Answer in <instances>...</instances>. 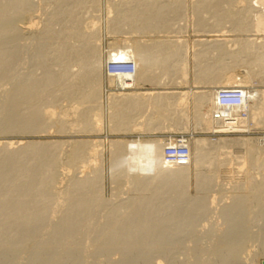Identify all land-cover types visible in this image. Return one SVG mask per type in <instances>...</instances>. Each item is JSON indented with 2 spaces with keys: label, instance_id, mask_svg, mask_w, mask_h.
Returning <instances> with one entry per match:
<instances>
[{
  "label": "bare ground",
  "instance_id": "obj_1",
  "mask_svg": "<svg viewBox=\"0 0 264 264\" xmlns=\"http://www.w3.org/2000/svg\"><path fill=\"white\" fill-rule=\"evenodd\" d=\"M39 1L44 3V0ZM56 1L51 8L48 6L51 12H47V17L42 12L46 17L45 23H42L44 26H41L39 38L37 31L38 39L33 38L38 41L36 52L31 55L32 59L42 61L39 69L41 72L38 76L27 72L30 75L26 73L21 78V71L16 83L10 73L14 81L12 85L15 86L12 88L9 83L10 86L7 87L11 90L6 87L9 92L5 87L2 88L4 85L1 83L6 85L5 79L8 82L10 76L8 74L9 77L4 79L2 75H7L6 72L16 68L19 51L25 47L20 41L28 42L32 29L37 27L38 21L33 16L39 4L37 6L34 0H0V81L1 78L4 79V82H0V91L6 90V95L8 92L9 96L7 98L4 95V98L10 100V103L6 102L9 107L5 105L8 110L4 124L2 123L4 126L0 124L1 132L24 135L61 133L64 129L70 132L72 128L78 129L77 131L82 129L80 132L98 131L105 115V106L102 108L100 104L104 87L107 92V114L109 113L107 120L112 132L134 130V126L143 124L137 122L143 116L146 117L144 125L148 130L163 131L171 127L172 130L180 125L178 129L182 127L186 131L191 102L195 130L209 133L214 138L187 139L186 136H178L139 141L112 139L109 142V166L113 170V183L120 188L124 182H129L130 188L128 185L127 191L133 192L128 200H120L115 205L113 202L108 204L111 201L107 203L101 197L102 146L99 141L75 140L65 152L60 140L0 142V255L5 250L17 251L24 243L34 240V248H31L33 255L27 261L28 264H44L51 258V263H56L55 256L60 249L65 252L63 256L71 264H79L82 261L80 257L86 254L80 255L83 243L80 236L94 227V224L90 226L89 223V229L83 231L88 226L84 222L93 220L94 223L96 212L108 208L105 209L107 213L104 210L106 221L98 228L96 224V230H92L94 234L86 233L92 244L89 246L103 252L114 251L116 248L117 251L119 248L125 254V259L122 258L129 263L132 257L138 258L133 255L134 251L140 253V260H146L150 251L175 250L180 235L186 233L198 217L207 215L218 201L217 195L224 193L220 196L226 197L230 193L227 195L230 202H223L224 205L218 210V216L224 220L226 227L221 232H218V226L214 228L215 231L212 229L215 233L223 234L218 236L219 240L211 237L216 239L217 244L213 241L216 247L212 243L210 245L217 254L220 253L219 259L223 256L219 260L222 261L221 264H227L228 261L233 264L231 261L238 260L241 245L247 244L242 243L247 242L242 241L248 231L247 225L249 227L252 220L256 219L255 216L264 215V138L246 136L253 130L264 129V89L253 85L256 78L260 79L258 83L264 84V37H261L264 36V0H109L107 8L114 16L108 20V30L130 36L111 41L106 48L102 47L99 39L97 13L96 16L90 13L98 9L100 0ZM88 12L90 15L85 17ZM188 17L194 18L192 23L198 28L195 33L206 38H198L192 42L182 38V29L186 33L187 26L191 23ZM42 19L41 17L40 20ZM150 33L163 34L165 37L146 39V35H151ZM32 42L31 46L30 41L29 45L26 43L31 47V52L35 45ZM49 50L54 52L51 66L48 65L46 56ZM26 51L27 48L25 55L28 56L30 50L27 54ZM24 59L27 60L23 58L22 61ZM29 59L28 57V62L24 60L28 66ZM124 62L133 63V77L123 67H119L120 70L115 73L107 70L109 63ZM19 63L22 64L20 60ZM25 64L22 68L20 66L21 70ZM26 68L27 66L25 72ZM190 71L193 72L192 75ZM146 85H152L154 89H143ZM233 86L241 87L247 92L248 103L244 108L233 112L234 119H216L217 91ZM61 100L70 101L76 109L72 118L66 121L60 108L56 110L55 107H59ZM3 102L5 101L2 104ZM171 145L188 148L186 163H177L172 158H167L165 150ZM82 163L86 166H80ZM247 164L250 167L245 168ZM63 165L81 169L78 172L81 175L76 176L77 173H74L67 186L61 184L64 177L60 179L62 173L59 174ZM146 166L152 169L151 174L146 173ZM192 166L195 168L194 196L188 192ZM221 168L224 175L218 173ZM87 169L91 170L92 176L86 172ZM252 170L256 172L253 173ZM251 172L253 175H250ZM141 174L144 175L141 177ZM125 177H129V180L123 181ZM219 180H225L229 187ZM218 182L223 187L216 186L218 189H214L213 185H219ZM57 184L67 188L61 190L63 186L60 188ZM97 216L101 217L99 220H103V216ZM250 231L252 233L251 229ZM218 233L216 235H220ZM257 234L260 235L261 232ZM256 235L252 234L251 237H257ZM199 247L201 248V244ZM86 248L82 249L83 253ZM27 249H30L29 244ZM96 249L92 248V251ZM26 250L25 252L28 251ZM195 250L191 249V252ZM53 254L54 257H51ZM93 256L94 254L92 258ZM96 256L100 258V254ZM84 257L85 260L87 254ZM249 258L244 261H249ZM69 260H64V263L68 264ZM158 260L166 264L165 259ZM262 260L264 261V256L259 264H262Z\"/></svg>",
  "mask_w": 264,
  "mask_h": 264
},
{
  "label": "rangeland",
  "instance_id": "obj_2",
  "mask_svg": "<svg viewBox=\"0 0 264 264\" xmlns=\"http://www.w3.org/2000/svg\"><path fill=\"white\" fill-rule=\"evenodd\" d=\"M35 1V3H37V6H38V4H39V6L36 8V13L34 14V16L33 17H35L34 19H36L37 21H38V23H37V27H38V25H39V27H38V29H37V27L35 26L33 29H32V32L35 34V36H34V34L31 32V35L33 36H30L28 39H30L29 41H30V43H29V41L28 40H26V41H28V42H25V41H23V40H21L20 42V44H22L23 43V47H24V45H25V47L28 49V51L30 52L29 53V55L27 56V55H25V50H26V48H25V50H24V48L22 49H20V51H19V53L20 54H18V60H17V64H19V65H17L16 64V68H17V71L19 72H17L15 69L16 68H14V70H15V72L16 73H18V75L15 73V75H14V70L13 71H10V72H6V74L7 75H5L4 74V76L2 75V78H6V76H8V74H9V76H10V73H11V76L13 75V77L15 78V76H16V79H14V78H12L11 76L9 77V79H8V82L6 81V79H5V83H6V85L3 83H1V85L3 86H1L2 88H4L5 87V89L6 90H8V89H10L11 90V88H9V87H7V85L8 86H10V84L9 83H11V86L10 87H12V86H15V84L14 85H12L13 83L12 82H14L15 80H17V77H18V80L20 79V75H21V78H22V76H26V75H30V74H33V73H35V75L36 76H38L39 75V72H41V70H39L40 69V66H41V63L40 62H42L41 60H39V59H32L33 57H32V55H34L35 54V52H36V48H37V45H36V43H37V41L38 40H33V38L35 37V38H37L36 37V31H37V36H38V38H39V35L41 34V30H42V27L44 26V24H42L45 20H44V18H46L48 15V11H50L51 12V9H49V7L51 6V5H55V0L54 1H52V2H50V0H47L48 2H46L45 0L43 1L44 3H42L41 1H39V0H34ZM37 1V2H36ZM40 3H39V2ZM108 1L109 0H100V5L98 6V9H100L99 11H98V9L97 10H95L94 11V13H93V11L92 12H90V13H92L93 15H95L96 13V18H97V20H99L98 21V23H97V26L99 27V30H100V32H99V39H100V42H101V44H102V47L103 48H106L107 47V45H108V43L109 42H111V41H118V40H123V39H126V38H128V36H130L129 34H122V33H111L109 30H108V28H109V22H108V20L110 19V18H112L114 15V13H110L109 11H108ZM112 1V0H111ZM113 1H115V0H113ZM116 1H118V0H116ZM190 1V0H189ZM47 4H50V5H47ZM56 2H58V0L56 1ZM41 4H45V5H47V7L44 5H41ZM41 6H43V8L41 7ZM49 6V7H48ZM39 7H40V9H42V11H40V9H39ZM47 8L49 9V10H47ZM51 8V7H50ZM45 9V10H44ZM38 10H39V12H38ZM47 10V11H46ZM44 11V15L46 14V17L42 14V12ZM46 11V12H45ZM85 11V10H84ZM48 12V13H47ZM90 13L88 12L87 13V16H86V13H85V17H88L89 15H90ZM36 14L38 15L37 17H36ZM41 14L44 16H41ZM92 16V15H91ZM112 16V17H111ZM41 17L43 18L42 20H40L41 19ZM189 19H190V25L189 26H187V32L185 33L184 31H186V30H184V28L182 29V33L180 34V35H182V38H184V39H187L189 42H192V41H194V40H197L198 38H206L205 36H202V34L200 35V33H195L196 32V29H198L197 27H195L194 25H193V23L192 22H194V20H192V19H194L193 17L191 18V17H188ZM45 23V22H44ZM67 23V22H66ZM67 24H69V23H67ZM43 25V26H42ZM42 26V27H41ZM41 27V28H40ZM57 27H58V25H57ZM108 27V28H107ZM194 28V29H193ZM40 29V30H39ZM193 30H195V31H193ZM39 32V33H38ZM185 33V34H184ZM151 34V33H150ZM153 34V33H152ZM146 35V39H149V38H161V37H165L163 34H159V35ZM150 36V37H149ZM184 36V37H183ZM261 37H264V36H261ZM259 38L260 40L262 39V38ZM34 38V39H35ZM37 38V39H38ZM32 39V40H31ZM33 41V42H32ZM31 42H32V44L35 42V45H36V47H35V45L32 47V50L34 51H32L31 52V47L29 48V46H27V45H29L30 44V46H31ZM25 43V44H24ZM26 43H27V45H26ZM29 43V44H28ZM35 47V48H34ZM23 50V51H22ZM28 51H26V54L28 53ZM22 52V53H21ZM24 53V54H23ZM34 53V54H33ZM21 54H23V56L21 55ZM32 54V55H31ZM24 55L26 56V57H24ZM52 55H54V52L52 51V50H49V52L47 53V57H48V59H47V63H48V65H52L53 63H52V61H51V58H52ZM20 57H22V58H20ZM28 57L30 58V59H32V61L29 59V66H28V64L26 63V62H28ZM23 58H27V60L26 59H24L23 61H22V59ZM19 60H20V62L22 63L21 65H20V63H19ZM31 61V62H30ZM24 62V63H23ZM27 65H26V64ZM25 64V66H27V68H26V72L24 71L25 70V66H24V68L21 70V68L23 67V65ZM20 66H21V68H20ZM20 68V69H19ZM20 71H19V70ZM29 71H28V70ZM21 71H23L22 73H21ZM13 72V73H12ZM27 72H29V73H27ZM32 72V73H31ZM239 73H241L240 71H238ZM21 73V74H20ZM27 73V74H26ZM191 75H192V71H190L189 72ZM24 74V75H23ZM26 74V75H25ZM1 78V81L0 82H2V80H3V82H4V79H2ZM14 80V81H12V79ZM17 80V81H18ZM256 81L253 83V85L254 86H257L259 89L261 88V89H264V84H260V83H258V81L260 80L259 78H256L255 79ZM17 81H15L14 83H16ZM105 85H106V83H105ZM260 86H262V87H260ZM8 89H7V88ZM145 88H143V89H154V86H152V85H146V86H144ZM190 87V86H189ZM13 88V87H12ZM104 89V90H103ZM103 89H102V99L100 100V104H101V107L102 108H104V106H105V115H104V117H103V124H102V126H101V129L100 130H98V131H95V130H92V131H90V132H80V130H82V129H79V131H77L78 129H75V128H72V129H70V132H67V131H69V130H66V129H64L63 130V132H61V133H55V132H48V133H34V134H30V133H25V135L24 134H21V133H18V134H12V133H6V132H1L2 131V129L0 130V142H9V141H13V142H15V141H18V140H22V141H56V140H60V141H62L61 143H62V148H63V152H65V150L67 151V149L70 147V144H72V142L73 141H75V140H96V141H99L100 143H101V146H102V150H101V154H102V161H101V165H102V172H101V174H102V182H101V194H102V199H104L105 200V202H109V201H111V203L109 202L108 204H113L114 203V205L115 204H118V203H120V200L122 201H124V200H128L129 199V197H131L132 195H133V192L132 191H127V190H129V188H130V184H129V182L128 183H126V182H124L123 184H122V186H120V188H118V187H116V184L115 183H113V173H112V167H110L111 166V157H110V146H109V142L112 140V139H125V140H132V141H139V140H143V139H154V138H162V139H167V138H176V137H178V136H183V137H185V138H187V139H190L191 137L192 138H196V137H206V138H214L213 136H211L209 133L208 134H205V133H201L199 130H195V127H194V121H193V116H192V104H191V102L189 103V107H190V111H189V122H188V127H187V130L186 131H184L183 129H182V127H181V129H178V128H180V125H178V127L177 128H173L172 130H171V128H168V130L166 131L165 129H163V131L162 130H154V131H151V130H148V128H146L145 127V125H144V122L146 121V117L145 116H143V117H141V118H138L137 119V122H141V123H143L142 125H138V126H134V130L132 129L131 131H119V132H112V131H110V127H109V123H108V120H107V115L109 114H107V92H106V89L103 87ZM184 89H188V88H184ZM0 90H2V89H0ZM4 90V89H3ZM6 90H4V92L3 91H0L1 93H0V109H2V106H3V108L5 107V105H6V107L9 105V103H10V100L8 101V100H6L5 98L7 97L8 98V96H9V93L7 92V94L8 95H6ZM9 91V90H8ZM10 92V91H9ZM3 94V95H2ZM2 95V96H1ZM6 97H5V96ZM2 97V98H1ZM5 97V98H4ZM3 98H4V100H3ZM5 101V102H3V104H2V101ZM62 101V102H61ZM60 101V103H59V101H58V103L61 105H59L58 103H56V105L58 104L59 105V107L58 106H55V107H57L56 108V110L58 109L59 110V108H60V112L64 115V118H65V121L67 120V119H71L72 118V116H73V114H74V111L76 110L75 108H74V106L71 104V102L70 101H63V100H61ZM6 102H9V103H6ZM6 103V104H5ZM62 103V104H61ZM8 104V105H7ZM5 107V108H6ZM9 107V106H8ZM7 107V108H8ZM5 109V111H4V109H2V114H0L1 115V117H0V124L2 125V123L4 124V122H3V120H5V114L7 113V110L8 109ZM1 112V111H0ZM4 112V113H3ZM2 117H3V119H2ZM2 119V120H1ZM69 121H71V120H69ZM1 125H0V127H1ZM2 126H4V125H2ZM52 129V128H51ZM171 131H170V130ZM52 130H54V129H52ZM51 131V130H50ZM75 131H77V132H75ZM21 134V135H20ZM27 134H29V135H27ZM250 135V136H249ZM249 135H246V136H248V137H251V138H264V129H258V130H253L252 131V133L251 134H249ZM170 136V137H169ZM110 158V159H109ZM110 165V166H109ZM80 166H86V164H84V163H82V164H80ZM247 166H249V164H247V165H245V168H247ZM148 166H146L145 168V171H146V173L148 172L149 174H151L152 173V169H150V167L149 168H147ZM250 167V166H249ZM248 167V168H249ZM62 169L60 170L59 169V174L60 173H62L61 175H60V179H62V177H64L63 178V180H62V183L61 184H63L64 186H67L68 185V180L70 179V177H73V174L75 173V175H76V173H77V175L76 176H79V174L80 173H78L79 172V170H81V169H78V168H74V166H68V165H63L62 167H61ZM76 169V170H75ZM149 169V170H148ZM206 168H204V170H205ZM90 169H87L86 170V172L90 175V176H92L93 174L91 173L90 174V171H89ZM194 170H195V168H194V166H192L191 168H190V171H191V179H190V183H189V194L191 195V196H194L196 193V185H195V172H194ZM233 170V169H232ZM60 171H62V172H60ZM206 171V170H205ZM251 171V170H250ZM252 172L254 173V172H256L255 170H252ZM251 172V173H252ZM218 173H220L221 175H224L225 174V172H224V170H223V168H221L220 170H219V172ZM250 173V175H253V173L251 174ZM81 175V174H80ZM144 174H141L140 176L142 177ZM245 176V175H244ZM75 177V176H74ZM126 179H127V177H125V178H123V181H126ZM129 180V177H128V179H127V181ZM222 181H224V182H222ZM219 182H221V184H225L226 183V181L225 180H219ZM218 182V183H219ZM125 183H126V185H125ZM63 185H60V184H57V186H60V188H62V186ZM129 185V188H127V186ZM226 185H227V183H226ZM63 186V188L61 189V190H65L67 187H64ZM216 186H222L223 187V185H220V183H219V185H216V183H215V185H213V187H214V189H218V187H216ZM228 186V185H227ZM226 186V187H227ZM115 187V188H114ZM216 187V188H215ZM219 187V188H220ZM229 187V186H228ZM122 188H124V189H122ZM127 188V189H126ZM117 190V191H116ZM131 190V189H130ZM114 191V192H113ZM127 193H126V192ZM113 193H115V194H113ZM123 193H124V195H123ZM129 193V194H128ZM224 193H222V194H220L221 196L223 195ZM113 195H116V196H113ZM122 195V196H121ZM219 195V194H218ZM217 195V199H218V201L216 200V203H217V207L218 208H216V203H214V207L212 206L210 209H209V211L206 213L207 215L205 216H202V217H198V219L196 220V223H194L193 224V226H191L190 228H192V229H188V230H190V232L188 231V230H186L185 232L186 233H182L181 235H180V237H179V244L177 245V247L175 248V250L172 248V249H168V250H165V251H163L164 252V254H163V252H161V254H160V252H158V251H150L149 253H148V255L146 256V260H140L139 259V254L137 253V251H134L133 253H135V254H133V255H137V257L138 258H136L135 256L134 257H132V255L131 256H129L130 258H131V262L129 263V261H126L125 262V254H124V251L122 250V251H120L119 250V248H118V250L116 251V249L114 250V251H116V252H114V251H112V250H109V251H98L96 248H94V247H92L93 249H96V250H93L94 251V253H93V251H92V248L89 246L91 243L89 242V239H88V237L89 236H87L86 235V233L88 234V235H92V234H94L93 233V231L94 230H96V228H98L99 227V225L101 224H103L105 221H106V213L108 212L107 210H105V209H108V208H105V209H99L97 212H99L98 214H99V216H103V220H99L100 218H98V214H97V212H96V214L94 215V217L93 218H95V221H94V223H92V221L93 220H90L89 222H84L85 223V225L86 224H88V226L86 225V229L84 228V230L83 231H85V230H88L89 228L88 227H90L91 225H93L94 224V227L96 226V224H97V227L96 228H94L93 226L91 227V229H89V231H85V232H83L82 233V235L80 236L81 238H83V240H82V242L84 243H82V249L84 248V247H89V250H87V248H86V250H87V252H85L86 250H83L84 251V253L82 252V249H81V251H80V255L81 254H87V257H89V258H87L86 257V259L84 260V256H86V254L84 255V256H82V257H80V260L82 259V261L81 262H83V263H81L80 261V263L81 264H110L109 262H111V264H120L122 261L124 262H122L121 264H163V263H161L158 259H162V260H167V261H165L164 260V262H166V264H168V262H169V264H172V262H173V264H175V263H179V264H196V262H198V261H200V262H204L203 264H208V263H212L213 264V262L214 263H216V264H221V262L222 261H219V260H221V258L223 257V256H221V258L219 259V257H220V253H218L217 254V252L215 251V248L214 247H211L214 243H213V241H215V244H217L216 243V239H214V238H217V240H219L218 239V236H221L222 234H223V232H222V234L221 233H218L219 231L221 232V230H223L224 231V229H225V227H226V224L224 223V220L221 218V217H219L218 215V210H220L219 208H221V206L222 205H224V204H226L227 202L229 203L230 202V198H228L227 197V195H230V193H228L227 195H226V197L225 196H223V197H221L220 195L218 196ZM206 197H207V194L205 195ZM115 197V198H114ZM120 197V198H119ZM113 198V199H112ZM223 200H222V199ZM119 199V200H118ZM208 199H210V198H208ZM220 199V200H219ZM222 200V201H221ZM224 200H226V201H224ZM220 201V202H219ZM113 202V203H112ZM224 202V204H222ZM220 205V206H219ZM65 208V207H64ZM63 207H62V209H64ZM213 208H216V209H213ZM104 210H105V212L106 213H104ZM213 212H212V211ZM100 212H101V214H100ZM217 212V213H216ZM216 213V214H215ZM61 214V213H60ZM59 214V215H60ZM209 214H211L212 216H210ZM58 215V216H59ZM105 215V216H104ZM214 215H215V217H214ZM57 216V217H58ZM61 217H62V215H60ZM209 216V217H208ZM264 215H257V216H255V218L256 219H253L251 222V224H249V227L250 226H252V227H248V225H247V229H246V231L247 232H245V234H246V236H247V234L250 236H247V237H249V238H247L245 235V237H243L242 238V241L243 240H247V242H242V243H247V244H242L241 246V248H240V250L241 251H239V257H238V260L236 259V260H234V261H231V263H233V264H259V262H260V260L262 259V257L264 256V250H262V249H264V247H262L261 245L264 243L263 241H264V233L262 234V231L264 232V217H263ZM56 217V218H57ZM213 217V218H212ZM209 218H211V219H209ZM215 218V219H214ZM220 218V219H219ZM260 218H263L261 221L259 220ZM60 218H58V220H59ZM203 219V220H202ZM257 219H258V221H257ZM58 220H56V221H58ZM97 220H99V221H97ZM202 220V221H201ZM204 220H206V221H204ZM210 220V221H209ZM211 220H212V222H211ZM222 220V221H221ZM255 220V221H254ZM198 221H200V222H198ZM204 221V222H203ZM219 221H221L220 223H219ZM97 222V223H96ZM99 222H101V223H99ZM198 222V223H197ZM210 222V223H209ZM258 222V223H257ZM89 223H90V226H89ZM204 223V224H203ZM224 225H223V224ZM256 225H255V224ZM202 224V225H201ZM207 224V225H206ZM216 224V225H215ZM219 224H220V226H219ZM222 224V225H221ZM85 225H83L84 227H85ZM100 225V226H101ZM204 225V226H203ZM206 225V226H205ZM212 226V228H211V226ZM215 225V227H213ZM261 225V226H260ZM196 226H198V227H196ZM200 226H201V228H200ZM209 228H211V229H209ZM218 226V227H217ZM223 226V227H222ZM216 227H217V229H220V230H218V232H214L215 230H214V228L216 229ZM220 227V228H219ZM88 228V229H87ZM194 228V229H193ZM197 228V229H196ZM249 228V229H248ZM94 229V230H93ZM196 229V230H195ZM199 229V230H198ZM214 231H213V230ZM250 229L252 230V233H249V231H250ZM93 230V231H92ZM195 231L194 233L192 232V231ZM204 230V231H203ZM261 230V231H260ZM196 231H198L197 233H196ZM203 231V232H202ZM212 231H213V233H212ZM189 232V233H188ZM191 232H192V234H191ZM200 232V234H198ZM251 232V231H250ZM261 232V234L260 235H262V237L259 235V234H257V233H260ZM209 233H211L210 234V236H209ZM220 234V235H216V234ZM186 234V235H185ZM187 234H189L188 236H187ZM204 234H205V236H204ZM213 234V235H212ZM251 234V235H250ZM252 234L255 236L256 234V236L257 237H251L252 236ZM84 235V237H82ZM86 235V236H85ZM214 235H216V236H214ZM207 236V237H206ZM260 238H259V237ZM45 238H46V236H44ZM87 237V238H86ZM205 239H204V238ZM211 237H214V238H211ZM192 238V239H191ZM200 238H202L203 239V241L200 239ZM257 238H259V240L257 239ZM263 238V239H262ZM214 239V240H213ZM249 239V240H248ZM256 239H257V242H256ZM184 240V241H183ZM210 240H211V242H210ZM254 240V241H253ZM262 240V241H261ZM88 241V242H87ZM182 241V242H181ZM198 243H197V242ZM208 241H209V245H210V243H212V245H208ZM248 241H249V243H248ZM33 242V243H32ZM86 242V243H85ZM194 242H196V243H194ZM204 242V244L202 245V243ZM218 242V241H217ZM35 243V241L33 240H31V241H29V242H26V243H24L23 244V246L22 247H20L21 249H19L18 248V250L16 251V250H14V251H12V250H8V251H6L5 250V252L3 253V255H0V264H15V263H17L18 264V262H19V264H23V262H24V264H28V262L30 261V256L32 257V255H33V246L35 245L34 244ZM181 243V244H180ZM201 244V248L199 247V245ZM252 243V244H251ZM253 243H255V244H253ZM258 243V244H257ZM260 243H262L261 245H260ZM28 244L30 245V249H27L28 248ZM31 244H33L32 246H31ZM191 244V245H190ZM195 244V245H194ZM215 244H214V246H215ZM27 245V246H26ZM87 245V246H86ZM92 245V244H91ZM245 247H244V246ZM250 245V246H249ZM264 245V244H263ZM84 246V247H83ZM94 246V245H93ZM193 246V248H191ZM204 246V247H203ZM211 247L210 249H208L209 247ZM251 246H252V248H251ZM256 246V247H255ZM257 246H258V250H257ZM23 247H26V248H24L23 249ZM187 247V248H186ZM197 247V248H196ZM199 247V248H198ZM216 247V246H215ZM32 248V249H31ZM90 248H91V250H90ZM203 248H204V250H203ZM242 248H244V250L242 249ZM246 248V249H245ZM28 251H27V250ZM121 249V248H120ZM191 249L192 250H195V252L193 251V252H191ZM198 249H202V250H198ZM250 249V250H249ZM23 250V251H22ZM25 250L28 252H25ZM29 250H31V251H29ZM60 250H61V252H60ZM57 253H56V256H55V258H57V259H55L54 261L57 263V262H59L60 264L61 263H63V264H66V263H64V260L65 261H68L69 259H67L66 260V258H65V256H63V255H65V252L62 250V249H60ZM170 250V251H169ZM209 250H211V252L209 251ZM213 250V251H212ZM253 250H256L257 251V253H256V251H253ZM120 251V252H119ZM202 251V252H201ZM206 251H209L211 254H212V256L210 257V255L208 254L209 252H207L206 253ZM251 251H252V253H251ZM12 254H11V253ZM14 252V253H13ZM15 252H18V254L17 253H15ZM19 252H20V254H19ZM25 252V253H24ZM60 252V254H58ZM64 252V253H63ZM89 252H90V256H89ZM91 252L94 254V256H93V258H92V255H91ZM97 252H99V253H97ZM101 252V253H100ZM121 252L123 253V254H121ZM178 252H179V254H178ZM201 252V253H200ZM216 252V253H215ZM242 252H245V253H241ZM6 253H8V255H6ZM30 253H32V254H30ZM63 253V254H62ZM106 255H109V256H111V257H109V256H106ZM118 253L121 255H118ZM137 253V254H136ZM206 253V254H205ZM215 255H214V254ZM251 253V254H250ZM253 253H254V255H255V253H256V257L253 255ZM0 254H2V253H0ZM15 254V255H14ZM25 254H26V257H24L25 256ZM62 254V255H61ZM97 254H100V258H99V256H96ZM163 254V255H162ZM186 254V255H185ZM244 254H245V257H244ZM10 255V256H9ZM29 255V256H28ZM54 255L55 254H53V256H51V257H54ZM103 255V256H102ZM104 255H105V257H104ZM158 255V256H157ZM183 255H184V257H183ZM214 255V256H213ZM216 255H219V256H217L218 257V259H217V257L216 258H214ZM246 255H247V257H246ZM3 256V257H2ZM8 256V257H7ZM17 256V257H16ZM28 256V257H27ZM118 256H119V258H118ZM190 256H191V258H190ZM242 257V260H241V257ZM251 257V258H253V259H251V258H249V257ZM254 256V257H253ZM24 257V258H23ZM98 257V258H97ZM124 259H123V258ZM152 257H154V258H152ZM189 257V258H188ZM194 257V258H193ZM225 257V256H224ZM260 257V258H259ZM4 258V259H3ZM7 258V259H6ZM13 258V259H12ZM15 258V259H14ZM18 258V259H17ZM22 258V259H21ZM30 258V259H29ZM102 258H103V261H102ZM113 259L114 260V262H113V260L111 261L110 259ZM133 258H134V260H138L137 262L136 261H134L133 260ZM136 258V259H135ZM147 258L148 259H150V260H147ZM171 258V259H170ZM200 258V259H199ZM247 258H249L251 261H253L252 263L251 262H249V261H247L248 259ZM29 259V260H28ZM88 259H90V260H88ZM96 259V260H95ZM99 259V260H98ZM106 259V260H105ZM117 259H118V261H117ZM120 259H122V260H120ZM193 259V260H192ZM195 259H196V262H195ZM199 259V260H198ZM223 259V258H222ZM240 259V260H239ZM245 259H247L246 261H244ZM14 260V261H13ZM18 260H20V261H18ZM24 260H26V262L24 261ZM53 261V259L51 258L50 259V261L48 260L46 263H44V264H49V262H50V264H56V263H51L52 261ZM93 260V261H92ZM108 260V261H107ZM116 260V261H115ZM178 260V261H177ZM198 260V261H197ZM216 260H218V261H216ZM16 261V262H15ZM28 261V262H27ZM62 261V262H61ZM99 261V262H98ZM106 261H107V263H106ZM177 261V262H176ZM208 261H211V262H208ZM263 261V260H262ZM8 262H10V263H8ZM21 262V263H20ZM71 261L69 260V263L68 264H71L70 263ZM89 262V263H88ZM90 262H92V263H90ZM104 262V263H103ZM171 262V263H170ZM184 262V263H183ZM229 263H230V261H228ZM227 262V264H229ZM244 262V263H243ZM246 262V263H245ZM255 262V263H254ZM59 263H57V264H59ZM79 263V264H80ZM202 263H197V264H202Z\"/></svg>",
  "mask_w": 264,
  "mask_h": 264
},
{
  "label": "built area",
  "instance_id": "obj_3",
  "mask_svg": "<svg viewBox=\"0 0 264 264\" xmlns=\"http://www.w3.org/2000/svg\"><path fill=\"white\" fill-rule=\"evenodd\" d=\"M119 67L128 70V75L132 77L134 76L135 67L131 62L109 63V65H107V70L110 73H115V71L120 70ZM217 98L218 109L215 111L214 117L216 119L220 118L223 121L234 119L235 114L233 112L244 108L249 100L247 92L238 86L220 88L217 91ZM165 153L167 158H172L171 160L177 163H186L189 150L186 146L171 145L166 147Z\"/></svg>",
  "mask_w": 264,
  "mask_h": 264
},
{
  "label": "water",
  "instance_id": "obj_4",
  "mask_svg": "<svg viewBox=\"0 0 264 264\" xmlns=\"http://www.w3.org/2000/svg\"><path fill=\"white\" fill-rule=\"evenodd\" d=\"M262 264H264V261L262 262Z\"/></svg>",
  "mask_w": 264,
  "mask_h": 264
}]
</instances>
